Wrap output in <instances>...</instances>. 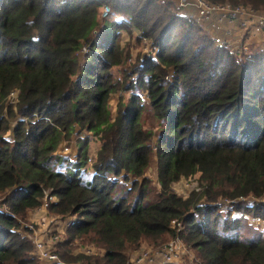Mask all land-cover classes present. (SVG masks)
I'll list each match as a JSON object with an SVG mask.
<instances>
[{
  "label": "trees",
  "instance_id": "16d2710c",
  "mask_svg": "<svg viewBox=\"0 0 264 264\" xmlns=\"http://www.w3.org/2000/svg\"><path fill=\"white\" fill-rule=\"evenodd\" d=\"M209 1L264 11V0ZM109 5L119 18L101 21ZM134 34L152 52L117 77ZM14 91L16 111L5 105ZM84 131L101 144L90 166ZM74 137L73 163L57 153ZM194 176L189 196L174 192ZM0 194L11 212L0 214V264H38L14 216L45 200L75 218L57 251L70 264H128L143 243L177 237L194 264H264V236H242L246 216L264 220V49L239 59L164 0H0ZM250 197L228 213L216 204ZM75 244L105 255L70 256Z\"/></svg>",
  "mask_w": 264,
  "mask_h": 264
},
{
  "label": "built area",
  "instance_id": "2783aa9c",
  "mask_svg": "<svg viewBox=\"0 0 264 264\" xmlns=\"http://www.w3.org/2000/svg\"><path fill=\"white\" fill-rule=\"evenodd\" d=\"M171 2L179 14L185 16L192 22L200 25L207 34L217 42L221 47L226 45L232 50L233 53L239 56L244 52L251 51L250 46H254L259 49H264V11L253 9L250 7L232 6L228 4H216L209 0H167ZM111 8L105 6L102 10L101 21L107 19L110 15ZM87 52L84 48L82 55ZM18 91H14L10 94L8 100L12 99L14 104L13 110L16 111L18 105ZM12 139V137H11ZM75 142V139L72 140ZM61 145L58 155L68 158L71 162L77 161L78 153L75 148L65 147L62 149ZM70 152V153H69ZM89 163L93 164V160L89 159ZM183 181V180H182ZM180 181L173 185L174 192L178 194V186L182 183ZM193 189L192 191H194ZM191 191V192H192ZM187 194V197L191 194ZM249 200V201H247ZM48 200H45L44 204L32 212L31 219H28L25 223L21 219L14 216L20 223L18 232L22 237L28 238L32 241L34 246L33 254L38 260V264H70L63 261L58 254V245L65 242L63 236L66 234L67 228L74 225L75 218L71 216L63 217L60 215H51ZM55 202V199H51V202ZM222 200L216 203L221 208V212L228 213L232 211L235 203L246 202L251 204L256 201L254 197L248 199H237L235 201ZM236 215H242L233 211ZM9 212L6 204V198L0 199V214ZM246 218L250 221L252 226L261 228L264 231V220L254 219L249 216ZM174 228L181 229L182 224L175 222L172 223ZM75 254L85 255L89 257H100L105 255V252L99 250L95 246H80ZM182 243L179 239L173 241L164 251L158 253L150 260L153 264H182ZM74 264V263H73ZM78 264V263H77Z\"/></svg>",
  "mask_w": 264,
  "mask_h": 264
},
{
  "label": "rangeland",
  "instance_id": "374dc122",
  "mask_svg": "<svg viewBox=\"0 0 264 264\" xmlns=\"http://www.w3.org/2000/svg\"><path fill=\"white\" fill-rule=\"evenodd\" d=\"M164 1L169 2L167 0H164ZM109 7L111 8L110 5H109ZM177 12L179 13L178 10H177ZM109 17L119 18V16L113 15L112 11L110 12ZM136 38H137V35L134 34L133 36H130L126 39V43H128L130 45V58L131 59L129 58L130 60L127 61V64H122V65H120V67H116L114 69L115 75L117 77H123L124 70L129 68V65H131V63L136 61V59L139 56H143L144 54L147 55V53L152 52L153 48L151 46V43L148 40H143L142 42H140ZM250 48H251L252 52L259 51V48H256L254 46H250ZM153 56H155V54H153ZM120 97H121V93H118V94L112 96V98L110 100V106H111L113 118H116V116H117V106H118ZM5 105H6V107L12 106V108H14V104L12 102V99H10V102H9V100H7ZM18 121H19L18 118L12 119L11 127L14 128L17 125ZM145 121H146L145 127L147 129H154L155 131L157 130V127H156L157 123L153 122L152 114L150 112L146 113ZM80 137L81 138L85 137V138H88L90 140V145L88 147V155H89L88 157H89V159H92L93 163H94L95 156L98 153L100 146H101L99 140L97 138H95L92 133H89L87 131H84L80 135ZM8 138L11 139L10 136ZM74 138H75V142L72 141L73 138L71 140L65 141L66 144L62 146V149L65 148L66 146L71 148V149L72 148L76 149L77 148V144H76L77 142L76 141L79 137H74ZM63 144H64V142H63ZM88 165L89 166L91 165L89 163V161H88ZM88 176L89 177L93 176V171H92L91 167L88 168ZM148 176L153 180L154 187L159 191L161 188H160V185L158 184V180H157L156 166L153 167L149 171ZM198 178H199L198 176H194V177H191L188 179H184L182 181V183L180 184V186L177 187L178 188V194L182 195V196H186L187 194H189L193 189H195L198 186ZM132 181L129 182V185L132 183ZM0 199H5V196L0 194ZM247 201H249V200H247ZM247 201L245 203H247ZM227 202L232 203L230 201H227ZM251 202H249V203L251 204ZM249 203H247V204H249ZM50 212H51V215H53V216L57 215V214L53 213L51 210H50ZM32 215H34V214H32V212H29L27 217L23 218L22 222L25 223L28 219H31ZM61 218H63V217H61ZM249 223H250V221H248L246 224L247 227H246V230L242 234L243 237L254 238V237H257L259 235L264 236V231H262L261 228H256L255 226L249 225ZM68 228H67V230H68ZM66 235L67 234H65L63 236L65 241H66ZM177 239H179L182 243V256H181V258L183 259L182 264H194V260L196 257L195 253L183 242V240H181L178 237L175 238L174 240H170L167 244H165L164 246H162L159 249H155L153 246H150L148 243H143L138 251L133 252L130 255L128 264H153L150 262V260L152 258H154V256L158 255L159 252L164 251V249L167 248L169 246V244H171L173 241H176ZM85 246H87V245H85ZM79 247H80V245L75 244L74 247L72 248V254H70V256L78 257L79 255L78 254L76 255L75 252L78 249H81ZM57 248H58V251L61 252V245L60 244L58 245ZM75 264H77V263H75Z\"/></svg>",
  "mask_w": 264,
  "mask_h": 264
},
{
  "label": "crops",
  "instance_id": "0c3cea01",
  "mask_svg": "<svg viewBox=\"0 0 264 264\" xmlns=\"http://www.w3.org/2000/svg\"><path fill=\"white\" fill-rule=\"evenodd\" d=\"M76 152H77V148L76 149H74Z\"/></svg>",
  "mask_w": 264,
  "mask_h": 264
}]
</instances>
